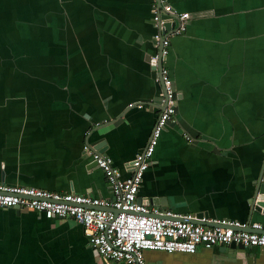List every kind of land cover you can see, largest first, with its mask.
<instances>
[{"label": "crops", "instance_id": "obj_1", "mask_svg": "<svg viewBox=\"0 0 264 264\" xmlns=\"http://www.w3.org/2000/svg\"><path fill=\"white\" fill-rule=\"evenodd\" d=\"M166 1L189 15L162 61L179 98L138 196L162 197L177 214L264 224L262 211L247 217L264 171V0ZM150 9V0H0L3 184L109 197L83 146L104 138L125 177L149 138L160 111ZM143 257L264 264V248L200 245ZM0 264L102 263L80 223L0 208Z\"/></svg>", "mask_w": 264, "mask_h": 264}, {"label": "built area", "instance_id": "obj_2", "mask_svg": "<svg viewBox=\"0 0 264 264\" xmlns=\"http://www.w3.org/2000/svg\"><path fill=\"white\" fill-rule=\"evenodd\" d=\"M150 3L154 49L150 59L154 61L159 54L163 61L168 54L169 36L185 31L189 15L174 10L166 0H150ZM171 21L175 22L174 26L166 30L164 24ZM159 75L162 89L158 93V105L164 104V107L155 119L144 148L126 163L125 177L120 176L109 156L88 144L83 146L84 152L104 175L110 193L108 198L0 182V208L17 206L39 211L47 219L70 218L80 223L88 245L98 254L102 264H146L145 250L192 254L200 245L210 247L229 243L264 248V224L209 219L218 226H206L189 222L192 217L189 214H177L137 201L143 172L149 165L160 133L175 114V89L164 64H161Z\"/></svg>", "mask_w": 264, "mask_h": 264}, {"label": "water", "instance_id": "obj_3", "mask_svg": "<svg viewBox=\"0 0 264 264\" xmlns=\"http://www.w3.org/2000/svg\"><path fill=\"white\" fill-rule=\"evenodd\" d=\"M164 17H169L168 14H164ZM175 22L171 21L169 23H165L164 24V28L166 30L172 28L174 26ZM151 63V68L153 70L156 71V75H157V83L159 84L160 90L162 89V85H161V80H160V75H159V69L161 67L162 64V60H161V56L158 54V56L156 57V59L154 61L150 60ZM173 97L174 98H179V93L178 91H174L173 93ZM136 106V105H135ZM138 106V105H137ZM159 109L161 110L164 107L163 105H158ZM105 140L104 138H97L95 139L91 144H89L93 149H96L100 152H102L103 154H105ZM89 166H95V162L90 160V164ZM0 182L2 183V179L0 178ZM138 202H142L145 204H149V205H159L161 209H166V204L165 201H163L162 197H139L137 199ZM249 203V212L247 213V217L250 216L251 212L253 210L259 212L262 211L264 212V171L261 169L259 172L258 177L256 178V180H254L253 182V188H252V193L251 196L248 200ZM13 208L15 209H19L17 206H14ZM158 217L163 218L162 215H158ZM189 222L192 223H198V224H202V225H206V226H218L217 223H214L213 221H209V219H207V214L205 212H197L194 214L193 217H191L189 220ZM248 221V220H247ZM221 226H225V225H221ZM225 246H229V247H239L242 248V246L240 244H234V243H229V244H225ZM220 247L222 248V245H220Z\"/></svg>", "mask_w": 264, "mask_h": 264}]
</instances>
